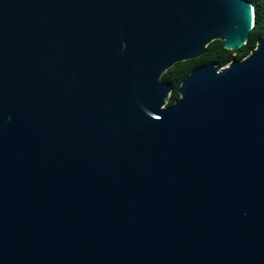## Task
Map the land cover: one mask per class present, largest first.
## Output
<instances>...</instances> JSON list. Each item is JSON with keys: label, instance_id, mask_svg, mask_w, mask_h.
<instances>
[{"label": "water", "instance_id": "1", "mask_svg": "<svg viewBox=\"0 0 264 264\" xmlns=\"http://www.w3.org/2000/svg\"><path fill=\"white\" fill-rule=\"evenodd\" d=\"M247 0H0V264H264V31Z\"/></svg>", "mask_w": 264, "mask_h": 264}, {"label": "trees", "instance_id": "2", "mask_svg": "<svg viewBox=\"0 0 264 264\" xmlns=\"http://www.w3.org/2000/svg\"><path fill=\"white\" fill-rule=\"evenodd\" d=\"M247 1L253 7V28L246 44L236 50H226L221 41L215 40L206 47V52L200 57L174 64L161 77L162 81L172 86L167 106H171L179 98L178 89L181 82L197 66L212 64L224 67L232 60H242L255 48L264 31V0Z\"/></svg>", "mask_w": 264, "mask_h": 264}]
</instances>
